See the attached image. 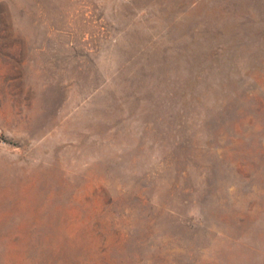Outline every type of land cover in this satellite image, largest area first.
<instances>
[{
	"label": "rangeland",
	"instance_id": "rangeland-1",
	"mask_svg": "<svg viewBox=\"0 0 264 264\" xmlns=\"http://www.w3.org/2000/svg\"><path fill=\"white\" fill-rule=\"evenodd\" d=\"M0 264H264V0H0Z\"/></svg>",
	"mask_w": 264,
	"mask_h": 264
}]
</instances>
